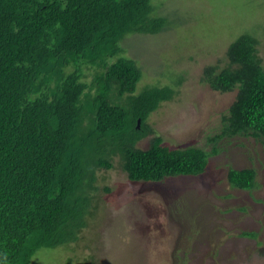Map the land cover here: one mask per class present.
I'll list each match as a JSON object with an SVG mask.
<instances>
[{
    "label": "trees",
    "instance_id": "obj_1",
    "mask_svg": "<svg viewBox=\"0 0 264 264\" xmlns=\"http://www.w3.org/2000/svg\"><path fill=\"white\" fill-rule=\"evenodd\" d=\"M151 11V0H0V264H29L40 247L76 240L97 172L114 158L131 181L205 170L209 151L165 145L148 124L175 86L135 92L142 71L120 42L161 32L166 19ZM258 41L241 33L224 65L202 68L212 90H236L210 141L264 139ZM148 134L149 145L138 147ZM255 177L253 168L227 171L235 188L254 189Z\"/></svg>",
    "mask_w": 264,
    "mask_h": 264
},
{
    "label": "rangeland",
    "instance_id": "obj_2",
    "mask_svg": "<svg viewBox=\"0 0 264 264\" xmlns=\"http://www.w3.org/2000/svg\"><path fill=\"white\" fill-rule=\"evenodd\" d=\"M166 25L156 34H127L120 45L146 85L170 84L175 96L150 114L165 145L209 151L198 175L131 181L117 158L97 172V190L78 238L40 247L29 264H264V139L236 135L210 141L236 90L200 80L241 33L257 37L264 67V0H151ZM153 134L137 146L146 148ZM229 168H253L257 186L232 187ZM249 233L255 234L254 236Z\"/></svg>",
    "mask_w": 264,
    "mask_h": 264
},
{
    "label": "water",
    "instance_id": "obj_3",
    "mask_svg": "<svg viewBox=\"0 0 264 264\" xmlns=\"http://www.w3.org/2000/svg\"><path fill=\"white\" fill-rule=\"evenodd\" d=\"M139 122H140V119L138 118L137 119V124H136L137 126H139Z\"/></svg>",
    "mask_w": 264,
    "mask_h": 264
}]
</instances>
